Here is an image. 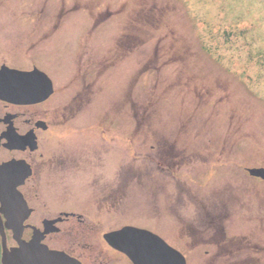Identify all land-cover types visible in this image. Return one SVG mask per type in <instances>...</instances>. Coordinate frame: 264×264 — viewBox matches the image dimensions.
I'll return each mask as SVG.
<instances>
[{
    "label": "rangeland",
    "instance_id": "rangeland-1",
    "mask_svg": "<svg viewBox=\"0 0 264 264\" xmlns=\"http://www.w3.org/2000/svg\"><path fill=\"white\" fill-rule=\"evenodd\" d=\"M0 12L51 15L33 43L65 73L56 91L67 96L50 103L72 98L85 66L96 71L84 108L114 119L115 184L129 190L106 226L172 227L159 206L174 191L178 204L227 210V244L217 259L190 244L196 264H264V180L248 173L264 168V0H0ZM20 19L8 45L24 43ZM76 187L54 185L52 197Z\"/></svg>",
    "mask_w": 264,
    "mask_h": 264
},
{
    "label": "flooded vegetation",
    "instance_id": "flooded-vegetation-1",
    "mask_svg": "<svg viewBox=\"0 0 264 264\" xmlns=\"http://www.w3.org/2000/svg\"><path fill=\"white\" fill-rule=\"evenodd\" d=\"M19 19L27 27L26 37L21 47H14L8 45L10 38L6 31L10 29L9 25L12 28L13 21L18 22ZM41 19L44 20L43 30L34 36L37 29L33 22ZM51 21V15L40 17L34 13L16 12L12 15L0 14V69H38L49 77L53 87L52 94L40 103L18 104L0 99V180L7 178L16 182L29 172L16 185L26 202V210L30 211L23 221V240L31 238L33 228L42 231L44 221H54L48 228H57L58 231H49L42 239V243L49 249L64 252L81 264H133L125 253L111 247L104 239L105 233L122 227L113 228L106 224L113 218L110 215L118 211L121 196L129 191L126 186L121 191L115 184L117 154L114 119L100 110L84 108L85 97L88 104L94 100L93 89L91 92L86 90L97 82L96 71L89 65L85 66V73L75 85L69 101L62 105H58V102L50 103L57 94L59 100L67 96L66 92L56 91L65 73L60 68L45 64V52L41 48L34 51L33 43L36 39L47 38L46 32ZM34 53H37L36 58ZM81 69L84 67L79 66L78 72ZM82 95L84 98H81ZM68 146L75 156L64 150ZM66 183L78 187L65 192L55 191L64 196L53 199L52 187ZM171 200L175 204L163 205V201L159 210L164 212L169 209L172 227L166 228L162 220L157 221L155 230H150L179 251L186 264H196V244L203 246L205 256L217 259L211 251L220 244H227V228L223 224L227 210L223 207L184 204L183 198L178 204L174 191ZM3 211L0 200V264L3 233L6 246H16L11 231L6 228L7 220ZM51 211L57 213L52 214ZM218 222L222 225L220 228ZM216 229L220 232V239L215 240ZM190 244L195 246L191 248ZM226 254L227 251L223 252L218 260L224 261Z\"/></svg>",
    "mask_w": 264,
    "mask_h": 264
},
{
    "label": "water",
    "instance_id": "water-1",
    "mask_svg": "<svg viewBox=\"0 0 264 264\" xmlns=\"http://www.w3.org/2000/svg\"><path fill=\"white\" fill-rule=\"evenodd\" d=\"M50 93L51 82L38 70H0V99L21 104L36 103L44 100ZM248 172L264 179V168L249 169ZM24 177L26 176L16 182L7 178L0 180V200L5 210L3 214L8 221L7 227L13 231V238L18 242V247L10 250L4 246L2 264H80L63 252L49 250L41 244L43 235L50 231L48 227L53 222H45V231L39 235L35 233L28 242L20 240L23 220L30 211L26 210L25 201L15 187ZM104 237L112 247L124 252L134 264H185L178 252L150 231L127 226L107 233Z\"/></svg>",
    "mask_w": 264,
    "mask_h": 264
}]
</instances>
